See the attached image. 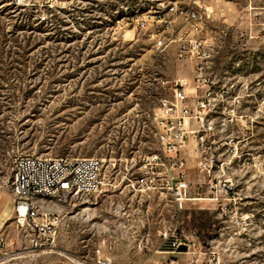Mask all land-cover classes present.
<instances>
[{"label":"rangeland","instance_id":"374dc122","mask_svg":"<svg viewBox=\"0 0 264 264\" xmlns=\"http://www.w3.org/2000/svg\"><path fill=\"white\" fill-rule=\"evenodd\" d=\"M174 4L207 7L206 62L178 55ZM200 73L213 79V143L182 147L194 199L177 210L166 189L131 183L156 149L159 98L180 78L193 96ZM212 148L213 178L196 166ZM21 154L98 158L102 184L37 197L55 234L36 247L12 213L0 264H264V0H0V204Z\"/></svg>","mask_w":264,"mask_h":264},{"label":"built area","instance_id":"2783aa9c","mask_svg":"<svg viewBox=\"0 0 264 264\" xmlns=\"http://www.w3.org/2000/svg\"><path fill=\"white\" fill-rule=\"evenodd\" d=\"M168 11L180 17L185 27L177 39L178 55L195 58L199 63L206 62L213 50V37L203 31L208 17L207 7L195 8L190 5L183 8L174 4L169 6ZM163 38L157 39L156 47L164 45ZM200 68H203L202 64ZM160 83L164 85L165 81ZM192 83L195 92L191 97L186 92L189 80L180 78L170 87V96L159 98L152 112L156 149L142 156L138 165L139 176L131 183L133 188L136 185L140 190L166 189L177 210L185 209L186 202L194 199L189 195L182 147L190 136H198L202 142L206 133L210 134L213 143L214 124L212 118L208 119L216 106L215 97L209 90L213 79L200 73L193 77ZM191 121L196 124L195 127ZM202 152L197 156L196 166L200 172L213 178V148L209 154ZM101 168V161L95 157L21 154L14 159L11 183L14 222L16 226L29 228L35 234L32 240L34 247L41 245L40 240L48 241L55 234L54 220L41 216L37 196H44L45 199L61 193L77 195L95 192L102 184ZM184 238L187 239L186 236ZM185 245V240L175 238L169 247L176 250Z\"/></svg>","mask_w":264,"mask_h":264},{"label":"crops","instance_id":"0c3cea01","mask_svg":"<svg viewBox=\"0 0 264 264\" xmlns=\"http://www.w3.org/2000/svg\"><path fill=\"white\" fill-rule=\"evenodd\" d=\"M5 202L3 204H0V228L2 229L5 225L9 217L13 213L14 208V201H13V195L11 194H5ZM2 238V236H0ZM6 243V241L2 238V241H0V246H3Z\"/></svg>","mask_w":264,"mask_h":264},{"label":"trees","instance_id":"16d2710c","mask_svg":"<svg viewBox=\"0 0 264 264\" xmlns=\"http://www.w3.org/2000/svg\"><path fill=\"white\" fill-rule=\"evenodd\" d=\"M178 250H179V251H184L185 248H184V246H180V247L178 248Z\"/></svg>","mask_w":264,"mask_h":264},{"label":"bare ground","instance_id":"6f19581e","mask_svg":"<svg viewBox=\"0 0 264 264\" xmlns=\"http://www.w3.org/2000/svg\"><path fill=\"white\" fill-rule=\"evenodd\" d=\"M117 23V22H116ZM37 197H44V196H37Z\"/></svg>","mask_w":264,"mask_h":264}]
</instances>
